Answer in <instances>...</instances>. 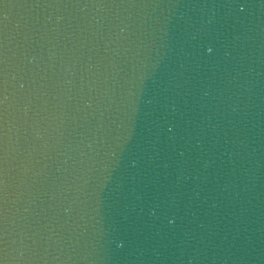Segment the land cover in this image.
Returning a JSON list of instances; mask_svg holds the SVG:
<instances>
[{
	"label": "water",
	"instance_id": "obj_1",
	"mask_svg": "<svg viewBox=\"0 0 264 264\" xmlns=\"http://www.w3.org/2000/svg\"><path fill=\"white\" fill-rule=\"evenodd\" d=\"M0 264H264V0H0Z\"/></svg>",
	"mask_w": 264,
	"mask_h": 264
}]
</instances>
